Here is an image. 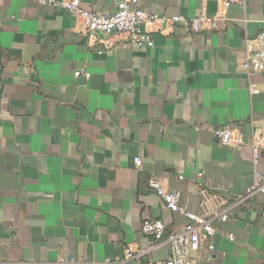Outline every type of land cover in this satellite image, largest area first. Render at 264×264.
<instances>
[{
  "label": "crops",
  "instance_id": "1",
  "mask_svg": "<svg viewBox=\"0 0 264 264\" xmlns=\"http://www.w3.org/2000/svg\"><path fill=\"white\" fill-rule=\"evenodd\" d=\"M119 2L81 0L100 14ZM138 6L213 17L220 0ZM148 29L151 49L89 41L74 13L0 0V264L94 263L127 250L136 257L113 264H165L169 244L152 248L143 223L161 220L171 234L188 220L164 206L153 178L189 212L229 215L215 219L200 264H264L263 196L247 193L264 174V73L243 69L248 41L264 31V0L232 5L220 32ZM226 126L243 146L220 144L213 130Z\"/></svg>",
  "mask_w": 264,
  "mask_h": 264
},
{
  "label": "built area",
  "instance_id": "2",
  "mask_svg": "<svg viewBox=\"0 0 264 264\" xmlns=\"http://www.w3.org/2000/svg\"><path fill=\"white\" fill-rule=\"evenodd\" d=\"M38 4L58 7L74 13L81 21L84 36L91 40H98L100 35H112L120 40L135 45L140 49H151L155 46L153 31L149 26L154 25L165 32L175 26H183L193 34L203 31L220 32L221 24L227 21V13L232 5L243 3L245 0H220V10L217 15L208 17L201 14L193 18L184 16H168L164 14L151 13L140 9L138 0H120L114 12L109 14L96 13L82 6L81 0H32ZM243 69L247 73H264V31L256 38L248 41L247 52ZM84 75L90 77L88 72H76L75 76ZM252 93L258 94L259 90L252 88ZM215 138L224 146L240 147L244 145L240 131L234 126L215 128ZM262 146L253 142L252 149L255 164L258 163L259 149ZM139 164L140 161L136 160ZM150 189L162 200L164 206L173 213L183 214L188 222L182 231L168 234L166 225L161 220H146L142 225V233L152 237V248L161 246L167 242L171 253L165 264H200L199 252L203 243L214 236L216 229L215 219L226 222L229 215L226 213H214L213 218L209 217L213 211L189 212L181 205V193L171 191L166 184L158 179H151ZM205 193V192H203ZM248 196L261 194L263 196L262 210L264 214V174L256 172L255 183L248 190ZM136 256L131 250L125 251L123 256L113 259H104L94 263H80L75 257L57 262L56 264H113L131 260ZM30 264H40L31 261ZM148 264H156L149 262Z\"/></svg>",
  "mask_w": 264,
  "mask_h": 264
}]
</instances>
